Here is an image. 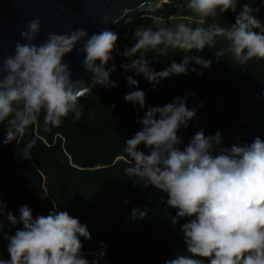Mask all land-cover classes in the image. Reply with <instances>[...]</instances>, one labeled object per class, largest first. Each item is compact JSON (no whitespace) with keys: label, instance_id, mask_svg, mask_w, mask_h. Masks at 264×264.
I'll return each mask as SVG.
<instances>
[{"label":"clouds","instance_id":"obj_1","mask_svg":"<svg viewBox=\"0 0 264 264\" xmlns=\"http://www.w3.org/2000/svg\"><path fill=\"white\" fill-rule=\"evenodd\" d=\"M256 2L249 0L237 13L240 0H185L191 16L171 25L163 16H152L153 26L136 28L134 42L121 53L128 62L120 68L131 73L126 78L129 91L124 99L146 108L136 121L141 129L124 141V172L133 182L154 186L165 194L163 202L176 210V219L187 218L180 225L186 250L178 251L165 264H264V140L257 136L250 144L222 148L219 131L206 136L200 130L181 148L180 130L197 114L196 109L187 107V95L163 106H146V93L134 78L143 76L155 89L173 75L202 76V70L211 69L213 61L190 53L206 48L215 49L217 61L230 56L245 65L264 59V23L256 16L260 11L253 7ZM259 3L264 5V0ZM229 11L237 13L234 24L215 22L214 18ZM209 18L213 22L207 23ZM193 19L199 22L192 23ZM41 27L39 18L28 21L13 53L0 64V124L4 125L5 145L21 143L19 138L39 124L41 115L45 131L59 127L69 115L80 120V98L91 93L93 86L119 87L111 79L115 63L108 67L114 59L116 32L107 28L92 35L85 28L49 32L46 40L37 44ZM74 49L82 57L90 83L73 79L71 65L64 61ZM149 52L155 57H169L170 52L184 55L180 62L172 60L168 67L156 71ZM36 143V137L22 143L17 152L22 160L31 159ZM140 145L148 151L140 150ZM147 214V209H132L133 219ZM0 215H6L11 226L23 225L14 235L4 233L9 258H0V264H99L106 254L101 242L100 251L90 253L92 259L85 258L82 239L90 240V232L78 217L58 206L48 215L34 218L25 204L17 217L5 212L0 201ZM4 227L0 224V232Z\"/></svg>","mask_w":264,"mask_h":264},{"label":"trees","instance_id":"obj_2","mask_svg":"<svg viewBox=\"0 0 264 264\" xmlns=\"http://www.w3.org/2000/svg\"><path fill=\"white\" fill-rule=\"evenodd\" d=\"M175 1L164 3L153 13L130 14L110 29L117 33L118 39L108 67L115 63L111 79L119 87H102L99 101L91 94L80 98L83 107L80 120L69 115L59 127L45 131L41 115L39 124L19 138L21 143L13 141L7 145L3 143L4 125L0 124V180L9 211L19 217V208L27 204L35 218L48 215L58 206L60 211L78 217L91 236L90 240L82 239L84 257L92 259L89 254L98 253L101 242L106 246L99 264H165L178 251L186 250L180 225L187 218L176 219V210L166 206L165 194L154 186L144 187L126 176L127 154L123 151L124 141L141 129L142 125L136 121L143 117L146 108L124 99L129 91L126 78L131 73L120 68L121 63L128 62L121 53L134 42L136 28L153 26L152 16H163L169 25L188 16L189 11L182 13L180 9L185 0ZM248 2L241 1L237 13ZM253 7L260 8L256 16L264 23V5L257 0ZM237 13L229 11L214 19L222 25H231ZM211 22L213 18L207 21ZM203 51V57L213 63L211 69L202 70V76L173 75L155 89L143 76L134 77L146 93V106H163L187 95V107L196 109L197 114L187 128L180 130L181 148L200 130L206 136L219 131L222 148L250 144L257 136L264 140V59L240 65L230 56L217 61L212 52L215 49ZM147 55L151 66L160 71L172 60L179 62L183 53L170 52L169 57H155L153 52ZM33 137L37 143L32 157L22 160L17 152L22 143ZM140 150L148 151L143 145ZM136 207L147 209V216L133 219L132 209ZM22 227L7 222L0 232V258H9L4 233L14 235Z\"/></svg>","mask_w":264,"mask_h":264},{"label":"water","instance_id":"obj_3","mask_svg":"<svg viewBox=\"0 0 264 264\" xmlns=\"http://www.w3.org/2000/svg\"><path fill=\"white\" fill-rule=\"evenodd\" d=\"M164 3L163 0H0V64L13 53L20 31L34 18H39L42 25L35 41L39 44L46 40L49 32L64 33L85 28L92 35L117 26L130 14L153 13ZM81 60L75 49L64 57L71 65L73 79L83 78L90 83L91 77L83 69ZM0 201L8 212V199L1 180ZM7 222L6 215H0V224L6 226Z\"/></svg>","mask_w":264,"mask_h":264},{"label":"rangeland","instance_id":"obj_4","mask_svg":"<svg viewBox=\"0 0 264 264\" xmlns=\"http://www.w3.org/2000/svg\"><path fill=\"white\" fill-rule=\"evenodd\" d=\"M170 0H167L166 3H169ZM181 9V12L182 13H185L186 11H189L187 8H186V5L184 3L183 6L180 7ZM192 14L189 12L188 16H191ZM188 16H185V17H188ZM192 23H198L199 20L198 19H193L191 21ZM201 55L203 57V54H204V51H202L201 53H196L195 51H193L192 53H190V55ZM184 55V54H183ZM183 59V56L179 57L178 60L179 62ZM101 89H102V86L100 85H97L93 90L92 92L90 93L95 99H97L98 101L101 99Z\"/></svg>","mask_w":264,"mask_h":264},{"label":"built area","instance_id":"obj_5","mask_svg":"<svg viewBox=\"0 0 264 264\" xmlns=\"http://www.w3.org/2000/svg\"><path fill=\"white\" fill-rule=\"evenodd\" d=\"M176 1H177V0H176ZM176 1H175V2H176ZM241 1H245V0H240V2H241ZM175 2H174V3H175ZM169 3H171V0H170V2H169Z\"/></svg>","mask_w":264,"mask_h":264},{"label":"bare ground","instance_id":"obj_6","mask_svg":"<svg viewBox=\"0 0 264 264\" xmlns=\"http://www.w3.org/2000/svg\"><path fill=\"white\" fill-rule=\"evenodd\" d=\"M163 1H165V2H166L167 0H163Z\"/></svg>","mask_w":264,"mask_h":264}]
</instances>
